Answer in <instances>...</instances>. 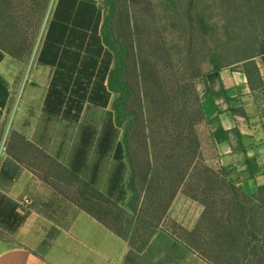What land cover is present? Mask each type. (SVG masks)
<instances>
[{
	"label": "rangeland",
	"instance_id": "1",
	"mask_svg": "<svg viewBox=\"0 0 264 264\" xmlns=\"http://www.w3.org/2000/svg\"><path fill=\"white\" fill-rule=\"evenodd\" d=\"M54 1L0 0L9 92L0 107V251L29 243L44 253L84 211L126 240L127 264H264L251 250L264 249V200L250 201L215 164L201 110L214 66L246 52L260 32L255 10L264 1L95 0L97 33L76 39L64 63L90 72L110 48L111 98L107 107L87 103L78 121L42 111L54 68L40 48ZM22 170L36 180L26 192L16 184ZM12 207L26 219L15 231L6 223ZM229 220L245 227L250 248L226 259L217 230ZM112 245L116 260L123 243Z\"/></svg>",
	"mask_w": 264,
	"mask_h": 264
},
{
	"label": "crops",
	"instance_id": "2",
	"mask_svg": "<svg viewBox=\"0 0 264 264\" xmlns=\"http://www.w3.org/2000/svg\"><path fill=\"white\" fill-rule=\"evenodd\" d=\"M255 13L263 23L260 32L245 43L246 52L217 68L201 99L213 161L249 195H258L264 188V5ZM31 175L22 170L16 181L23 192L32 182ZM25 220L14 207L6 223L15 231ZM118 240L123 249L115 260L112 242ZM128 249L126 240L88 212L79 211L44 253L29 243L15 245L0 251V264H127Z\"/></svg>",
	"mask_w": 264,
	"mask_h": 264
},
{
	"label": "trees",
	"instance_id": "3",
	"mask_svg": "<svg viewBox=\"0 0 264 264\" xmlns=\"http://www.w3.org/2000/svg\"><path fill=\"white\" fill-rule=\"evenodd\" d=\"M95 2V0H57L40 48V59L54 68L42 105V111L46 114L78 121L87 103L107 107L110 102L111 92L107 87V80L114 61V54L110 48H101L96 53L94 62L90 66V72L85 71V68H78L64 63L65 54L72 47L71 44L76 43V39L80 41L86 39L87 41V38H91L97 33L101 15L99 6ZM201 21L203 22L202 19ZM2 56L3 54L0 51V61ZM217 68V66H214V74ZM8 96V89L0 76V107L5 105ZM120 181L119 168L112 179L110 194L119 187ZM236 188L250 201L264 200V188L259 190L258 195H249L237 185ZM6 203V198L1 196L0 210L5 209ZM13 209L12 207L6 212V218L11 215ZM262 214V223H264V212ZM91 215L103 223L95 215ZM243 218H246V216ZM221 227L220 229L216 227L215 230L219 229L217 231H220L218 232L221 238L219 245L223 246L220 248L226 259L228 256L233 257L239 251H248L250 248L249 243H247L249 236L248 232L245 231V227H238L230 220L222 224ZM250 234L253 235L255 232L252 231ZM257 247L256 244L251 248L253 253L264 255V249L262 247L258 249ZM208 258L212 261L210 257Z\"/></svg>",
	"mask_w": 264,
	"mask_h": 264
},
{
	"label": "built area",
	"instance_id": "4",
	"mask_svg": "<svg viewBox=\"0 0 264 264\" xmlns=\"http://www.w3.org/2000/svg\"><path fill=\"white\" fill-rule=\"evenodd\" d=\"M22 204H23L24 206H27V205L30 204V200H29L28 198H24Z\"/></svg>",
	"mask_w": 264,
	"mask_h": 264
}]
</instances>
